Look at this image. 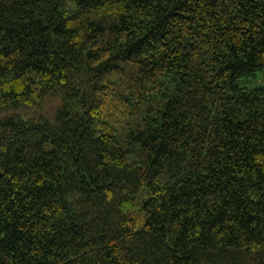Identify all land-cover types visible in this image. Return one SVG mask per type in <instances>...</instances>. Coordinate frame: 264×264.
Instances as JSON below:
<instances>
[{
  "label": "trees",
  "instance_id": "1",
  "mask_svg": "<svg viewBox=\"0 0 264 264\" xmlns=\"http://www.w3.org/2000/svg\"><path fill=\"white\" fill-rule=\"evenodd\" d=\"M263 70L264 0H0V264H264Z\"/></svg>",
  "mask_w": 264,
  "mask_h": 264
},
{
  "label": "rangeland",
  "instance_id": "2",
  "mask_svg": "<svg viewBox=\"0 0 264 264\" xmlns=\"http://www.w3.org/2000/svg\"><path fill=\"white\" fill-rule=\"evenodd\" d=\"M242 85L243 86H247L250 89H255L258 87H264V70L259 73L257 79H254L252 81H242ZM50 147H47V149H49Z\"/></svg>",
  "mask_w": 264,
  "mask_h": 264
},
{
  "label": "water",
  "instance_id": "3",
  "mask_svg": "<svg viewBox=\"0 0 264 264\" xmlns=\"http://www.w3.org/2000/svg\"><path fill=\"white\" fill-rule=\"evenodd\" d=\"M1 176V175H0Z\"/></svg>",
  "mask_w": 264,
  "mask_h": 264
}]
</instances>
